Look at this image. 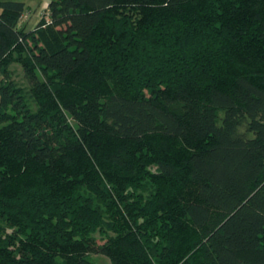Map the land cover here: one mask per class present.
Masks as SVG:
<instances>
[{"label": "trees", "instance_id": "trees-1", "mask_svg": "<svg viewBox=\"0 0 264 264\" xmlns=\"http://www.w3.org/2000/svg\"><path fill=\"white\" fill-rule=\"evenodd\" d=\"M25 7L0 0V264H264V0Z\"/></svg>", "mask_w": 264, "mask_h": 264}, {"label": "rangeland", "instance_id": "rangeland-1", "mask_svg": "<svg viewBox=\"0 0 264 264\" xmlns=\"http://www.w3.org/2000/svg\"><path fill=\"white\" fill-rule=\"evenodd\" d=\"M25 3V11L21 17L19 26L26 30L33 29L37 23L41 20L48 19L47 17V3L49 0H22ZM9 70L11 72V80L21 89V93L29 106H34L32 98L29 94V89L26 81L23 78L22 68L19 64L13 63ZM3 76L0 74V82H2ZM86 195V193H85ZM95 204V202H93ZM7 233L11 232V229L6 228ZM90 234L96 239L98 243H103L107 237L113 235L112 231L108 228L105 218L103 221L90 229ZM4 235H2V238ZM90 260L95 264H111L110 260L102 254H92L89 256Z\"/></svg>", "mask_w": 264, "mask_h": 264}, {"label": "built area", "instance_id": "built-area-1", "mask_svg": "<svg viewBox=\"0 0 264 264\" xmlns=\"http://www.w3.org/2000/svg\"><path fill=\"white\" fill-rule=\"evenodd\" d=\"M20 23V22H19Z\"/></svg>", "mask_w": 264, "mask_h": 264}]
</instances>
